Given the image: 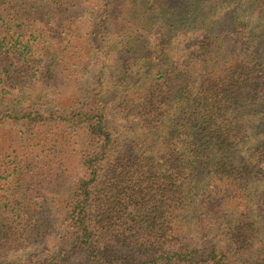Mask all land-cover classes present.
<instances>
[{
  "label": "trees",
  "instance_id": "obj_1",
  "mask_svg": "<svg viewBox=\"0 0 264 264\" xmlns=\"http://www.w3.org/2000/svg\"><path fill=\"white\" fill-rule=\"evenodd\" d=\"M0 264H264V0H0Z\"/></svg>",
  "mask_w": 264,
  "mask_h": 264
},
{
  "label": "rangeland",
  "instance_id": "obj_2",
  "mask_svg": "<svg viewBox=\"0 0 264 264\" xmlns=\"http://www.w3.org/2000/svg\"><path fill=\"white\" fill-rule=\"evenodd\" d=\"M68 246L70 248V247H72V244L68 245ZM75 259H78V261H79V260L85 259V257L81 253H77V256H75Z\"/></svg>",
  "mask_w": 264,
  "mask_h": 264
}]
</instances>
